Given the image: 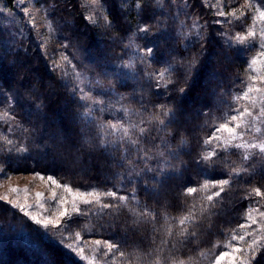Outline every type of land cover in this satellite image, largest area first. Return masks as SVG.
I'll return each instance as SVG.
<instances>
[{"label": "trees", "instance_id": "16d2710c", "mask_svg": "<svg viewBox=\"0 0 264 264\" xmlns=\"http://www.w3.org/2000/svg\"><path fill=\"white\" fill-rule=\"evenodd\" d=\"M101 1L109 28L98 17L87 21L79 0H57L49 14L54 32L46 43L67 58L65 74L33 40L0 50V173L52 176L73 191H115L128 200L110 209L81 202L79 209L93 211L67 210L48 228L0 200V264H93L68 246L75 236L89 244L97 264H208L205 258L215 259L225 245L244 249L245 241L264 243V205L249 195L256 187L264 192V154L244 161L240 149L230 148L220 155L232 166L219 158L215 164L197 162L222 144L203 142L230 121L234 96L246 84L248 48L234 39L229 43L233 29L248 24L245 14L237 21L218 16L220 6L211 0H158L143 10L137 0ZM236 2L227 0L222 8ZM197 17L206 25L202 43L200 28L191 27ZM145 25L151 28L147 35L138 31ZM224 25L232 29L230 35ZM3 36L9 33L0 27V44ZM147 48L153 55L128 73L125 63L136 54L145 56ZM193 57L198 63L185 82L183 67ZM68 67L116 93L117 104L104 112L90 108ZM164 69L171 74L167 84L157 79ZM161 106L169 110L167 116ZM261 121L253 115L245 122L252 130L260 127L257 137L264 136ZM116 122L130 126L128 137L111 130L109 124ZM140 127L148 131L141 134ZM21 144L27 152L9 151ZM224 179L229 184L217 197V182ZM189 187L197 191L187 194ZM100 200L117 203L103 195ZM145 207L149 214L141 215ZM241 225L248 228L244 234ZM185 230L196 235L185 236ZM233 235L245 239L237 243ZM105 241L118 244L125 256H113ZM235 256L237 264H248L247 254ZM251 264H264V249Z\"/></svg>", "mask_w": 264, "mask_h": 264}, {"label": "rangeland", "instance_id": "374dc122", "mask_svg": "<svg viewBox=\"0 0 264 264\" xmlns=\"http://www.w3.org/2000/svg\"><path fill=\"white\" fill-rule=\"evenodd\" d=\"M80 7L83 8L84 14L83 17L87 19L90 23H92L93 19L100 18L101 21L108 22L106 18V14L103 13V3L101 0H79ZM212 2L216 1L215 4L219 5L218 0H211ZM210 1V2H211ZM225 0H220L222 3ZM54 2V3H53ZM57 0H13V5H6L4 1L0 0V27L6 29L9 33V36L6 38L3 36V41L0 44V50H4L5 46H13L17 45V42L23 40L24 42L33 40L37 45L38 49L42 51V54H46L48 60L53 66L56 67V71L59 74H65V56L61 53L60 50H53V45L50 46L46 43L48 36L54 32L53 28L50 25L51 17L49 14H52V9L54 10V4H56ZM253 4L255 7H264V0L255 1V0H238L236 2V7H227V11L224 8H220V10L235 13L236 17L243 18L245 14V19L248 24L245 27H241V29H233L232 37L234 38L237 33L246 34V30L249 29V26H252L251 30L256 32V39L251 42V44L244 43L248 48L247 53L244 52V56H246V74L243 77L246 81V84L243 85V92L241 91L238 95H243L244 92L247 91L248 85H254L255 88H264V85H261L258 81H252L250 78L252 76H260L264 75V57L257 56L259 51L260 43L264 42L261 40L260 33L264 30V21H261L258 17V14L252 10L249 11L248 4ZM210 5V3H209ZM27 9V11H25ZM103 11V12H102ZM253 17H255V23L253 21ZM227 18L229 20H236L232 15H228ZM227 24V23H225ZM229 33H232V29L229 25H224ZM53 34V33H52ZM30 36H33L32 39ZM14 39L16 42L10 41ZM235 40V39H234ZM53 41V40H52ZM10 43L11 45L7 44ZM52 48V49H51ZM53 54L55 61L53 62ZM58 54V55H57ZM142 55V57H141ZM138 56V58L136 57ZM140 57V58H139ZM143 54H136L132 60H129L125 63V70L128 73H131L132 70L137 66V64L143 59ZM253 57H257V63L253 65L251 68L249 67L251 60ZM69 69V72H68ZM67 75L74 81V84L78 87L79 95L86 96L87 99H84L91 108H96L100 112H104L105 109L111 108L117 104V97L119 96L115 93H112L111 90H108L105 86H102L100 83H95L90 81L87 76H84L83 73L75 72L72 68L68 67ZM63 76V75H62ZM89 85H91L89 87ZM108 92L113 94L112 96L107 95ZM236 96H234L235 98ZM252 101H255V105L253 106ZM264 106V91H253L250 93V99H240L237 100V106L234 108L232 115H236V109L242 110L245 107L250 108L254 115L258 113L260 108ZM89 108V109H90ZM94 109V111H97ZM97 111V112H98ZM255 117H257L255 115ZM248 116L246 115L242 122L244 124L247 120ZM263 122V121H261ZM261 125V123H259ZM109 125H115L116 127H112V131L115 133L117 130H122L117 132L116 134L123 135V129L127 128L129 130L130 126L121 123H110ZM111 127V126H110ZM260 127L256 126L255 129ZM256 131L252 130L243 136V139H237L235 141L231 140V134L227 132H221L219 135L221 136V143L225 141H229L232 143H261L264 142V136L260 135L257 137ZM242 153L247 152L248 154H256L258 153V149H240ZM3 170V169H2ZM40 175L35 174H25V173H10L5 171L4 173H0V200L8 202L9 204L15 206L20 211L25 213L31 220L33 216L40 220H52L53 223L49 226L55 227V225L59 222L61 218V213L64 210H73L74 207L78 208L80 203L82 202V198L80 197L79 191H69L64 187L53 184L52 181L48 180L47 177H43L41 179ZM85 199L91 197H84ZM258 202L264 205V199L261 197L258 199ZM34 221V220H33ZM35 222V221H34ZM43 225V224H40ZM246 226V225H245ZM247 226L241 228L242 234H244L247 230ZM76 241H75V240ZM68 246H70L74 252H76L82 258H86L87 260L93 264H97V260L93 257L92 254L89 253L87 245L80 240L78 236H75ZM81 241V243H80ZM237 243L241 240L236 239ZM92 243V241H89ZM88 242V243H89ZM84 243V244H83ZM237 245V244H236ZM225 245L223 251L233 252L235 255L234 249L237 248L235 246L227 247ZM92 248L96 250L92 243ZM205 262L208 264H215L214 258H205ZM223 264H229V259L225 258Z\"/></svg>", "mask_w": 264, "mask_h": 264}, {"label": "snow or ice", "instance_id": "6c2138e0", "mask_svg": "<svg viewBox=\"0 0 264 264\" xmlns=\"http://www.w3.org/2000/svg\"><path fill=\"white\" fill-rule=\"evenodd\" d=\"M156 2H158V0H137L136 6L138 8H141V10H143L145 7L150 6L152 3H156ZM218 3L220 4V8H222V7L226 6L227 0H225V3H220V0H218ZM212 7H216V5H212ZM220 8L217 9V12L215 13L216 15L221 16V17H227L228 15H232L235 19H237V20L240 19V17H236L235 16L234 12L228 13V12L220 10ZM248 9H249V11L254 10L258 14L259 19L261 21H264V7H255L254 8L253 4L249 3L248 4ZM25 11H27V9H25ZM253 21L255 23V17H253ZM92 22L95 23V19H93ZM223 22L224 23H232V21H228V20H225ZM215 23H222V21L218 20V21H215ZM110 26H111V22H107L105 24L106 28H109ZM191 27L193 29H195L197 27L200 28V32L197 33V35L201 39V43H202V40H203V29L206 27V25L199 24V18L197 17V18H195L193 20V23H192ZM251 28H252V26H249V29L246 30V34L237 33L234 38L230 37L229 38V43L232 42V39H235V41L237 43H248V44H251V42L256 39V35H257L255 31L251 30ZM138 31L143 32L145 35H147L151 31V28L148 25H145L143 27H140L138 29ZM222 35H223V33H222ZM260 36H261V40H264V30L261 31ZM201 50L203 51V48ZM151 55H153V49L152 48H147L146 51H145V56L143 57V59H146L147 57H149ZM257 56L264 57V42L260 43L259 51L257 53ZM65 59H67V58L65 57ZM197 63H198L197 58L193 57L188 62V64L183 67L185 82L190 77V75L193 72V70L196 68ZM256 63H257V57H253L249 67L251 68ZM157 79L158 80H164V82L166 84L171 82V74L169 73V70L168 69L162 70L160 72L159 76L157 77ZM250 79L252 81H254V82L258 81L261 85H264V75L252 76ZM254 90L259 92V91H264V88H255L254 85H248L247 86V91L244 92L242 96L241 95H237L235 97V99L236 100L250 99V93L253 92ZM180 91L182 92V91H184V89L181 88ZM81 99H87V97L86 96H82ZM252 104L254 106L255 105V101H252ZM161 108L163 109V115L167 116L169 110L166 109L165 106H161ZM235 111H236L237 114L236 115H231L230 121L225 120L224 122L220 123L216 127L215 132L213 133V135L210 138L204 140L203 143L205 145H211L213 140H215V141H220L221 140V136L217 135L216 133L227 132V133L231 134V140L235 141L237 139H243V136L251 131L250 124H244L242 122V120H243V118L246 115L248 117H252L254 115L253 111L250 108H248V107H245L242 110L236 109ZM255 115L258 118H260L262 121H264V106H262L260 108L259 112L255 113ZM159 122L161 124L163 123L162 120L159 121ZM141 123H143V121H141ZM233 124H234V126H233ZM110 126L111 127H116L115 125H110ZM132 127H137V125H133ZM23 131L25 133L29 132V130L26 129V128L23 129ZM147 131H148V129H145L143 127L139 128V132L141 134H144ZM256 132L259 133L260 129L257 128ZM123 135L125 137L129 136V132H128L127 128L123 129ZM7 142H8V144H12L13 143V141H11V140H8ZM132 143H136V141L133 140ZM230 148H235V149H244V148L258 149V153H256V154H264V142H261V143L257 144V143H232V142H229V141H225L224 143L220 144L218 147L212 148V150L210 152L200 154L199 159H198L197 162L198 163L215 164L216 161H217V158H219L220 160L223 161V163L226 166H232L230 164V162L228 161L226 156H221L220 155L221 152L227 153ZM13 150L17 151V152H27L28 151V149L25 146H23L22 144L21 145H16L14 148H10L9 149L10 152L13 151ZM242 158H243L244 161H247L249 159H252L253 156L248 154L247 152H245L243 154ZM149 170H151V169H149ZM234 171H235V169H234V166H233V172ZM232 175H233V173H229V176H232ZM41 179H43V177H41ZM47 179L52 181L53 184H57V181L55 179H53L52 176H48ZM217 183L221 187H220V190L215 193V195L217 197H219L220 193L224 191V187L223 186L224 185H228L229 184V180L228 179H224V180L218 181ZM64 188L66 190L71 191V189H68V186L66 184L64 185ZM196 191H197V189L189 187L187 189V194H191V193H194ZM79 195L82 198L83 204L88 205L90 203H97V204L100 205L101 209L119 208L123 202L128 200V197H126V196H118L117 192H115V191H105L103 193L86 192V193H80ZM101 195H103L105 197H110V198H112V201H116L117 203L102 202L100 200V196ZM249 195H255V196H258V197H261L262 199H264V192L261 191L260 187L253 188L252 192L249 193ZM84 197H93V200L90 201L88 199H85ZM133 199H135V197H133ZM208 199H209V201H212L213 198L211 196H209ZM88 211H93V210L90 209V208H88V209H79V208H76V207L73 208V212H78L81 215L85 214ZM67 214H68L67 210H65V212L61 213V216H66ZM140 214L141 215H148L149 212H148L147 208L145 207V209ZM261 215L264 216V213H261ZM32 219L38 225L43 224V226L45 228H48L49 225L53 223L52 220H48V219L40 220V219H37L35 216H33ZM184 223H185V221L183 219H181L180 220V224L183 225ZM252 223H255V221L253 220ZM241 227H245V226L241 225ZM182 234L185 235V236H195L196 235L194 231L193 232H188L187 230H185L184 233H182ZM231 239L235 240L236 236L233 235L231 237ZM239 239L243 241L245 238H244L243 235H240ZM96 243L99 245L101 242L100 241H96ZM104 243L107 245L108 251L111 252L113 256H115L116 253H119V255L121 257L125 256V252L120 250V246L118 244L109 243L107 241H105ZM245 243L247 244L246 248H244V249L235 248L234 251L239 253L241 256H244L245 254H247L248 258H249L248 259V264H251L252 260L255 259L256 255L260 252V250L264 249V243H260L256 239H253L251 241V243H248L247 241H245ZM225 258L229 259V264H237V259H236V256L233 254V252L223 251V250L220 251L218 253V255H216L215 264H223ZM165 259H167V258H165Z\"/></svg>", "mask_w": 264, "mask_h": 264}]
</instances>
